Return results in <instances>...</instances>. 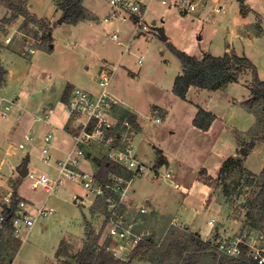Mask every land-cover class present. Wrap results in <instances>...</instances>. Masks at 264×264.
I'll return each instance as SVG.
<instances>
[{
	"label": "rangeland",
	"instance_id": "1",
	"mask_svg": "<svg viewBox=\"0 0 264 264\" xmlns=\"http://www.w3.org/2000/svg\"><path fill=\"white\" fill-rule=\"evenodd\" d=\"M18 1L0 0V21L6 16L11 17L8 4ZM143 3L149 5L148 23L156 22V27L164 29L168 40L164 42L157 32L151 31L145 37L136 38L132 42L131 52L118 58L121 57L122 49L111 39V35L121 29V23L104 20L110 10L109 0L85 1V6L97 14V20L94 18L90 22L100 34L96 47L80 40L86 24L77 28L67 23L58 24L63 13L58 8L57 0H30L29 6L33 13L56 25L52 31L54 49H38L36 55H29V48L35 47V41L29 38L28 42H24L14 27L4 28L0 33L1 39L6 36V32L14 38L12 44L3 49L2 54L5 66L11 69L12 77L9 88L0 87V98H11L18 94L19 89L20 92L27 89L25 97L20 95V101L32 107L46 93L43 87L50 85V76L57 84L56 87H59L58 83L63 81V77L72 80L85 73L86 67L99 65L102 60L119 63L111 91L115 90L121 101L137 114L138 125L142 128L135 125L139 133L137 142L140 153L143 156L147 154L148 166L156 171H168L156 168L159 160L155 158L156 146L180 163L192 180L201 167L212 170L220 156L229 158L235 149L249 143L254 136L262 135L264 125H258L255 115L242 105L252 96L249 89L252 81L250 71L241 74L238 83L229 84L218 91L194 87L190 99L197 105L178 98L172 89L176 76L182 74V65L171 52L169 44L198 58L205 54L222 57L226 53L247 57L257 67L259 77L264 81V0H247L244 8L238 0H204L200 2L198 10L188 16H182L176 8L163 6L160 0H143ZM11 24L12 22L8 26ZM29 31L31 37L36 34L33 28ZM2 42L4 43V39ZM142 57V64H139ZM58 98L57 93L52 102L61 112V121L65 122L63 106ZM194 105L207 107L218 116L215 139L195 131L193 119L197 107ZM165 111L167 114L163 115ZM157 118L161 120L159 123L156 122ZM52 119L53 122L58 120L55 117ZM46 132L45 127L42 128V122L37 121L33 131L28 132L37 140L34 144H28L25 150L20 149V158L22 154H30L31 163L36 164L37 171L53 173L54 163L49 165L43 161L42 144L38 142L39 138L42 142ZM23 135L20 131V142L24 139ZM55 137L56 142L54 140L53 143L60 141L63 148L70 143V139L61 133H56ZM3 142L0 140L1 145ZM147 146L150 147L149 152ZM55 153L52 155L57 159L58 152ZM4 154L5 149H0V163L5 158ZM245 167L253 173H259L256 176L261 174L264 167V142L256 144ZM248 170H235L225 175L219 187L212 189L207 201V204L212 203L215 207L212 212L202 209L203 196L198 190L187 201L184 199L183 189H175L170 181L154 182L149 173L143 178H136L131 184L125 199L132 205L128 211L135 218L142 207H153V204L150 206L146 202L148 198L154 194L161 195L163 211L174 217L183 215L184 211L188 212L202 231L203 237H206L211 228L209 221L216 218L209 238L211 244L240 238L251 231L252 220H247L246 216L262 186L261 181L249 175L253 173ZM16 181L11 180L9 183ZM9 188V184L5 188L0 187V213L3 198ZM20 195L26 200L32 198L38 204L45 199L44 192L33 191L29 179L22 182ZM76 196L83 200H77ZM95 203L96 199L88 195L82 186L66 183L47 201L48 207L55 210L53 216L41 220L25 240V231L20 239L12 233L6 235L2 264L71 263L70 258L56 256L62 242L69 254L74 255L82 250L89 231L104 236V215L103 212L94 210ZM171 217L159 219L153 224V220H148L142 227L139 226L140 231L151 233L150 241L157 246L141 252L132 260V264H159L168 251L176 253L185 245L188 246L189 236L195 233L182 224L179 227L169 226ZM11 260H14L13 263Z\"/></svg>",
	"mask_w": 264,
	"mask_h": 264
},
{
	"label": "built area",
	"instance_id": "2",
	"mask_svg": "<svg viewBox=\"0 0 264 264\" xmlns=\"http://www.w3.org/2000/svg\"><path fill=\"white\" fill-rule=\"evenodd\" d=\"M152 2L156 0H151ZM165 7L176 8L182 16H188L198 10L200 2L204 0H160ZM111 12L104 18L106 22H119L132 26V35L128 43L121 39L120 32L115 31L111 38L124 48L123 54L131 52V42L138 37H145L154 31L153 23H148L147 16L149 5L143 0H109ZM218 11V10H217ZM12 42L11 37L4 40L5 44ZM143 57L139 60L142 63ZM107 60L100 63L98 78L99 92L92 94L81 88H74L67 101L62 103V112L65 122L62 131L72 140V145L63 158L55 159L52 155L55 135L48 131L42 138L43 161L51 165L54 163L53 173L32 170L27 172L33 190H43L45 199L40 205L30 203L26 199L17 198L16 209L10 220L12 234L20 239L25 231L29 233L45 218L53 216L55 210L48 207L50 196L57 193L66 183L82 186L88 195L94 199H101L104 205L105 233L101 237L97 252L105 250L113 258L122 262L132 261L134 251L142 244L150 241L152 235L149 231H140L139 222H125L120 213L121 204L126 199L128 190L136 178H143L152 174V181H171L172 173L156 171L150 168L139 157V144L137 142V129L130 118H122L117 110L119 101L111 91L112 82L119 69ZM17 97L6 100L0 105V115L8 117L14 107L18 106ZM24 111L20 107V112ZM42 115L35 120L51 125L52 118L56 115L54 107L42 109ZM21 116V115H20ZM160 118L156 122H160ZM57 124V123H56ZM55 126V125H54ZM56 127V126H55ZM54 128V127H53ZM34 143L30 134L24 136L19 147L25 150L28 144ZM97 158L100 161L107 159L121 167L118 173H109L107 182H99L97 173H90L82 167L84 160ZM122 172L129 173L126 178ZM180 188L179 184L174 185ZM77 200L82 198L76 196ZM5 202L10 208L12 196L6 197ZM142 209L141 213H146ZM6 220L3 211L0 213V225ZM219 254L237 259L245 251L258 264H264V228L246 232L240 238L227 239L213 245Z\"/></svg>",
	"mask_w": 264,
	"mask_h": 264
},
{
	"label": "trees",
	"instance_id": "3",
	"mask_svg": "<svg viewBox=\"0 0 264 264\" xmlns=\"http://www.w3.org/2000/svg\"><path fill=\"white\" fill-rule=\"evenodd\" d=\"M29 0H19L17 3L8 4V9L12 12L11 17H5L0 21V33L6 28L10 22L19 16L25 18L24 25H35L42 32L40 37L39 47L43 50H48L53 44L51 35L52 26L43 19H38L35 15H32L28 11ZM58 7L63 13L64 22L70 25H76L86 19V9L83 5L84 0H57ZM247 0H238L242 8ZM3 48V44L0 42V53ZM171 52L179 59L182 65V74L178 75L174 81L173 93L185 101L189 89L196 87L208 91H217L229 84L238 83L241 74L246 71L251 72L252 81L249 87L251 91V98L245 101L242 105L256 117L258 125H264V81L261 80L258 74L257 67L247 57L238 56L234 53H226L222 57H215L211 54H205L202 58L197 56H191L184 51H181L169 44ZM8 71L4 68L0 59V87L6 84V76ZM70 90L65 94L63 101H67ZM122 118L128 117L136 124L135 118L129 113H120ZM216 120V116L206 111L205 109L198 107V112L193 120V125L197 129L207 132L210 130L212 124ZM237 137H238V133ZM258 142H264V132L262 135H256L254 138L242 146L236 156H231L225 160L219 171L218 178L209 176L205 171L200 173V181L209 186L211 189L219 187L225 175H229L235 170L245 172V161L251 151L254 149ZM160 153V151H159ZM167 160L160 155L159 165H163ZM121 167L113 162H109L107 159L99 161V171L97 172V180L99 182H107L109 173H118ZM123 175L128 178L129 173L122 172ZM253 176V179L261 181V190L251 204V208L247 213V220H252L250 229L259 230L264 228V168L259 176L249 174ZM252 179V180H253ZM248 182L249 179H248ZM249 185V184H247ZM17 199L14 195L12 197V203L10 208L5 207L3 214L6 216V220L3 225H0V264L4 260L5 251V237L8 233H12V227L8 218L16 209ZM94 210L105 213L104 205L101 199H97L94 205ZM87 242L84 244L82 250L77 254L70 255L68 248L65 247L62 242L57 252V257L65 256L72 261L69 264H132L122 263L113 258L105 250L97 252V247L101 240V234L89 231L87 233ZM188 246L185 245L182 249L176 251V253L167 252L162 261L157 262L159 264H258L251 258L247 251H245L239 258L234 259L225 255L219 254L210 242L203 241L199 235L192 234L189 236ZM157 246L153 241H147L142 243L132 256V260L135 259L141 252H147ZM12 261V260H11Z\"/></svg>",
	"mask_w": 264,
	"mask_h": 264
},
{
	"label": "crops",
	"instance_id": "4",
	"mask_svg": "<svg viewBox=\"0 0 264 264\" xmlns=\"http://www.w3.org/2000/svg\"><path fill=\"white\" fill-rule=\"evenodd\" d=\"M85 1L86 0H84L83 5H84V7L86 9V19L84 21L79 22L76 25H71V26L77 28L79 25L86 24V26H85L86 29L80 35L81 36L80 40H84L85 44L92 45V46L96 47V45L99 42V35L100 34L96 30V28H95L96 26L93 25L90 22H93L94 18L97 20V14L95 12L89 10L85 6ZM29 2H30V0L28 1V6H27L28 11L32 15H35L38 19H43V18H40L39 16H37L35 13H33L31 11V6H29ZM57 5H58V1H57ZM7 11H8V9H7ZM110 12H111V6H110V10L106 14V16H108ZM62 17H63V15L61 16V18ZM43 20L47 21V23L50 26H52V31H53L54 28L56 27V25H54V22H50L49 20H46V19H43ZM16 22H17V24H16ZM24 22H25V18L23 16H19V17H17L16 19H14L12 21L11 25H9V26L6 25V27H14V30L18 31L20 33V35L24 39V42H28L29 38H31L32 40L35 41V43H36L35 47L34 46L30 47L29 48V52H28L29 55L34 56V55L37 54L38 49H40V47H39V44H40L39 39L43 35V32L37 26L32 25V24L25 26ZM58 24L62 25V24H66V23L64 21L62 23H59V21H58ZM31 28L36 30V34L33 37L30 36V31L29 30ZM118 30H119V32L121 34L120 36L123 38V39L121 38L122 41L124 43H128L130 38H131V35H132V26L130 24H121V29H118ZM52 31H51V35H52ZM154 32H157V31L154 30ZM6 35H7V37H11L12 38L11 35H8V32H6ZM5 38H6V36L3 39L5 40ZM3 39H1V37H0V42L3 44V48L1 49V53H0V59H1V63L4 66V68L8 71V74L6 76V84L3 86V89H7V88H9V85L11 84L12 72H11V69L9 70L5 66L2 54H3V49L6 48L7 46L11 45L14 38H12V42L10 44L3 43L2 42ZM132 42H131V45H132ZM116 44L122 49V53L120 55L121 57H118V58H123L126 55H128V54L124 55L123 54L124 48L121 45H119L118 43H116ZM50 48L53 50L54 49V44H52ZM97 66H98V68H97ZM99 73H100V64L99 65L97 64L96 66L93 65V66L86 67L85 73L81 74V76L74 77L72 80L67 79L66 77L65 78L63 77V81L61 83H58L60 85L59 87H56L57 84L53 82V77L50 76L48 78V81H49L50 85L43 87V89L45 90L46 93L42 97L41 101H39L36 105H33L32 107H30L28 104L24 105L20 101V95L24 96L27 89L26 90L23 89L21 92H20V89H19L18 90V94L14 95L11 98H4V97L0 98V105H3L4 101L11 100L14 97H17V99H18V103H17L18 106L13 108V110L10 112L8 117L4 118V117H2L0 115V140L4 141L2 145L0 143V149L1 150L3 148L5 149V154H4L5 158L2 159V161L0 163V187H4L5 188V187L8 186V184L10 186V188L7 190V194L3 198L4 202H3L2 211L4 210L5 207H8L7 203L4 200L6 197H9V196L13 197L15 195L16 199L17 198L26 199V198H24V197H22L20 195V186L22 185V182L24 181V179H28V178L27 177L23 178L19 174V171L23 168V165H24L25 161H28L27 172L28 171H32V170H36V164H32L31 163L30 154H22V156L20 158V147H19V145H20L21 142H23V141L20 142V131H22V133L24 135L28 134V132L33 131V128H34V126H35V124L37 122V120H35V118H36V116H40V115L43 114L42 113V109L46 108V107H54L56 109V115L53 116V118L55 117L56 119H58L57 122H53V119L51 121L52 122L51 125H48V124H45V123L42 122V128L45 127L47 132L48 131H52L54 133V135L56 133H61L66 138L70 139L69 136H67L62 131V127L64 125V122H62L61 118H60L61 112L58 111L57 105H54V102H52V101L55 100V96L57 97V93H58V96H59L58 100L62 104L63 102H65V101H63V98H64L65 94L70 90V92H69V95H70V93L72 92V90L74 88H81V89L89 91L92 94H97L99 92V86H98ZM226 87H228V85ZM193 89H194V87H191L189 89V92H188V95H187V99L185 100L186 102H190L191 104L193 103V101H191V99H190V93L193 91ZM212 92H214V91H212ZM112 93L116 96V98L119 101V106L117 107L118 112L119 113H129V114L133 115L134 118H135V121H136L135 125H137L138 128H140L141 126L138 125L139 124L138 120H137L138 118H137V114L134 111V109L129 108L127 106V104H125L123 101H121V99L116 95L115 90L112 89ZM45 101H47V102L49 101L50 103L47 104V103H45ZM193 104H196V103H193ZM196 105H194V106H196ZM20 107L24 111L20 112ZM199 107H201V106H199ZM201 108L205 109L208 112L213 113L216 116V120L212 124L210 130L207 131V132H203V131L197 129L196 127H194V125H193V127L195 128V131H198L199 133H202V134H204L206 136H213V139H215L214 138L215 135H216L215 127H216V123H217L219 118L211 109H209L207 107L206 108L201 107ZM197 112H198V107L196 108V112L194 113V118H195ZM166 114H167V112L165 111V113L163 115H166ZM59 121H61L62 123L59 124ZM140 129H142V128H140ZM23 130H25V131H23ZM24 135H23V138H24ZM138 136H139V133H138ZM33 138H34V142H35V140H37V138L36 137H33ZM54 140L56 142V137L54 138ZM38 142H40L42 144L40 138L38 139ZM16 144L18 146H16ZM62 145H63V143H60V141H58L57 144L53 143V149H52L51 152H52V154H54L55 151L58 152V156L55 155L57 159L64 157L65 153L69 150V148L72 145V140L70 139V143L68 144V146H65L64 148H63ZM146 148H147V150L149 152V148L150 147L147 146ZM240 148L241 147L235 149V152H234V154L232 156H236L238 151L240 150ZM41 149L43 150V146L42 145H41ZM53 150H54V152H53ZM159 151H160V153H159ZM138 153H139L140 159L144 163L149 165V162H148L147 156H146L147 154L145 156H143L140 153V147H139ZM154 153H155V158L156 159H159L160 155H162L167 160V162L165 164H163V165H159V160H158L156 168H158V169H161V168L163 169L164 168V170L166 169V170H168L169 172L172 173V179H171L170 182H171V184H173V186L175 184H179L181 186L180 188H175V186H174V188L178 189V190L179 189H183L184 197H185L184 199L185 200L188 201L187 198H190L191 196L193 197L192 194L195 191L198 190L199 194H201L203 196L202 203H201L202 209L203 210L206 209L209 212H212L215 209V207H214V205H212V203L207 204V201L210 198L212 189L209 186L203 184L200 181V173H201V171H205L209 176H212V177L216 178L217 175L219 174V171H220V169L222 167L223 162L225 160H227L228 158H226L225 156H220L218 161L215 163L214 168L212 170H209V169H207L205 167H201V169L196 173L195 177L192 180H190L189 177H188V172L186 171V169L180 163L176 162L174 160V158L168 157L167 155H165L167 153H165L163 150L157 148L156 146L154 147ZM99 161L100 160L97 159V158L84 160L83 163H82V167L85 170H87L88 172H90V173H97L99 171ZM245 163H246V161H245ZM245 169L248 170L246 167H245ZM174 172L176 174H174ZM249 172H251V171H249ZM251 173H253V172H251ZM253 174L256 175V174H259V173H253ZM11 180H17V181H16V183L15 182L9 183V181H11ZM33 191L34 192H38V191L44 192L43 190H36V191L33 190ZM27 200L30 203H33L35 205L42 204V202L40 204L35 203L34 201H32V198L31 199H27ZM82 200H83V198H82ZM146 202L150 206L153 204V207L150 208V209L148 207H142L139 211H137V216H135V218H134V217H132L130 215V212H129L131 207H132V205H130L129 202L124 200V202L121 204V207H120V213L123 215L125 222H139L140 227H142L143 224H146L147 222H149L148 220H150V221L153 220L152 221V224H153V222L155 223L159 219H163V218H167V217H171L172 216L171 217L172 220H170L171 222L169 223V226L179 227V225H181V224L185 225L186 228L191 229L195 234L199 235V237L203 241L209 242V238H211V234H212V231L214 229V224L213 223H214V221L216 223V218H212L209 221V225H210L211 228H210L209 232H207L206 237H203L201 235L202 231L200 229H198L197 223L190 218V215H189L188 212L185 213V211H184L183 215H178V216L174 217L173 215L167 213L165 210L163 211V208H162L163 204H162L161 195L158 196V195L154 194L150 198H148ZM142 209H146L147 212L142 214L141 213ZM215 211H217V209ZM176 225H178V226H176ZM103 227H104V224H103ZM57 252H56V256H57ZM13 261L14 260H12L11 263H13Z\"/></svg>",
	"mask_w": 264,
	"mask_h": 264
},
{
	"label": "water",
	"instance_id": "5",
	"mask_svg": "<svg viewBox=\"0 0 264 264\" xmlns=\"http://www.w3.org/2000/svg\"><path fill=\"white\" fill-rule=\"evenodd\" d=\"M64 21V17H62L59 20V23H62ZM154 26V30L157 31L158 35L161 37V39L166 42L167 41V37L165 36V31L162 28H157L156 27V23H153ZM27 165H28V161H25L23 168L19 171V174L21 177L25 178L27 176Z\"/></svg>",
	"mask_w": 264,
	"mask_h": 264
}]
</instances>
